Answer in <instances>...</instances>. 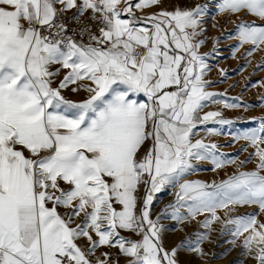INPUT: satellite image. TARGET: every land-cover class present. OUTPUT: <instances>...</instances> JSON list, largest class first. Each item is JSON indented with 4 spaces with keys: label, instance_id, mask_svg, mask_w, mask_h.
<instances>
[{
    "label": "snow or ice",
    "instance_id": "6c2138e0",
    "mask_svg": "<svg viewBox=\"0 0 264 264\" xmlns=\"http://www.w3.org/2000/svg\"><path fill=\"white\" fill-rule=\"evenodd\" d=\"M162 4L0 0V264H119V256L126 264H179L185 246L204 255L199 244L207 232L195 244L167 249L160 217L151 218L155 194L177 184L176 202L166 206L172 219L207 213L200 222L205 229L232 225L230 243L239 240L242 254L264 264V221L258 213L229 216L238 205L264 213V117L258 128L234 137L253 148L240 164L255 156L254 170L212 185L179 183L196 170L194 160H210L213 170L235 163L193 136L209 122L233 123L218 111L201 115L209 103L241 105L207 90L208 54L198 51L207 6ZM148 8L158 11L136 15ZM70 10L74 21L87 14L73 35L64 22ZM217 10L259 20L240 21L227 35L238 41L236 50L251 45L246 56L264 51V0H218ZM63 90L86 98L67 99ZM218 209L226 210L225 219ZM102 247L116 248L117 259L107 251L96 256Z\"/></svg>",
    "mask_w": 264,
    "mask_h": 264
},
{
    "label": "rangeland",
    "instance_id": "374dc122",
    "mask_svg": "<svg viewBox=\"0 0 264 264\" xmlns=\"http://www.w3.org/2000/svg\"><path fill=\"white\" fill-rule=\"evenodd\" d=\"M198 4L206 5L205 14L201 17L204 29L199 39L205 43L198 50L200 54L207 53L206 62L209 71L205 73L204 78L210 81L208 91L214 93H224L221 99H226L230 103H238L241 106L236 108H224L222 104L209 103L202 111H218L222 118L230 120L233 123L228 125H219L209 122L206 125H200L195 131L193 140L203 139L205 143L216 144L215 150L218 154H224V159L235 160V163H225L223 167L213 170L210 160L193 161L194 171L185 175L179 183L184 181H201L205 184L212 185L220 183L228 177L240 171H252L255 169L256 157L243 165L240 161L246 160L253 148L249 147L247 141L243 139H234V137L259 127V119L264 117V102L260 97L264 96V51L257 50L251 57L244 55L245 51L251 45L245 44L236 50L234 46L238 44L235 38H230L227 34L235 31L236 24L240 21L261 23L251 15L243 14H226L219 13L217 10L218 0H197ZM218 39V43H215ZM226 75H221V72ZM215 129L220 134L210 135L207 129ZM264 146V145H262ZM246 150H241V149ZM264 175V172L261 173ZM178 184L168 186L161 192L155 194L153 205L151 206V218L156 220L158 217L159 225L162 228V239L164 247L171 249L180 244L181 241H189L195 244L200 233L207 232L208 239L199 244L204 255H199L187 246L181 247L177 253L179 264H255V261L245 254H242L239 247L240 241L237 240L236 246L230 241L232 236L229 229L232 225H223L214 222L210 229L201 227V221L208 214L198 215L195 219L187 218L177 222L171 218V208L167 205L176 202V192ZM138 196H143V186ZM140 205L138 204V207ZM63 211V210H61ZM181 213H185V208H180ZM226 210H217L221 219H225ZM248 213H258L257 218L264 221V213H259L257 206L244 205L236 206L229 216L236 217ZM120 235L136 239L131 233L120 230ZM86 242L81 239L80 243ZM111 252L112 259L115 261L118 257L116 248L102 247L96 252L100 256L101 252ZM119 264H126V258L119 256Z\"/></svg>",
    "mask_w": 264,
    "mask_h": 264
},
{
    "label": "crops",
    "instance_id": "0c3cea01",
    "mask_svg": "<svg viewBox=\"0 0 264 264\" xmlns=\"http://www.w3.org/2000/svg\"><path fill=\"white\" fill-rule=\"evenodd\" d=\"M197 4H198L197 0H163V4L161 5V7L170 9L175 5H179V6L185 7V8H192V7H195ZM135 11H136L137 16H142L145 14H150L152 12L158 11V9L148 8L144 12H140L138 10H135ZM96 31L97 30H94L93 32H96ZM63 71H66V70H63ZM63 71L61 73V78L63 75ZM62 94L65 96V98L73 100V101H79L81 99L86 98V94L83 92L72 93L70 90H63ZM141 99H143V97H141Z\"/></svg>",
    "mask_w": 264,
    "mask_h": 264
},
{
    "label": "built area",
    "instance_id": "2783aa9c",
    "mask_svg": "<svg viewBox=\"0 0 264 264\" xmlns=\"http://www.w3.org/2000/svg\"><path fill=\"white\" fill-rule=\"evenodd\" d=\"M73 11L74 10H70L67 13H65V18H64V22L69 25V29H70V31L68 33L69 35H73V32L71 31L72 29L77 28L79 24H81L83 22H86V20H87V14H85V16H83V17H80L79 20H75V21L72 20L71 17L73 15ZM94 30H97V27L93 23L92 24V31H94ZM75 38H76L77 41H81V37L78 34V32L75 35ZM86 39H87V37H84V40H86ZM80 246L81 247H86L87 243L86 242H82V243H80Z\"/></svg>",
    "mask_w": 264,
    "mask_h": 264
}]
</instances>
